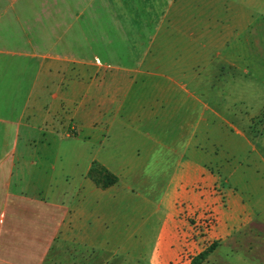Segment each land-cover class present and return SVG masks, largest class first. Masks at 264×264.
Returning a JSON list of instances; mask_svg holds the SVG:
<instances>
[{"label": "crops", "instance_id": "crops-1", "mask_svg": "<svg viewBox=\"0 0 264 264\" xmlns=\"http://www.w3.org/2000/svg\"><path fill=\"white\" fill-rule=\"evenodd\" d=\"M31 1L0 0V189L12 193L15 185L16 191L20 188L15 194L21 195V201L5 202L0 213V264H33L29 259L40 244L45 246L36 264H44L57 242L76 241L97 251L94 245L103 226L99 220L96 227H89L87 222L90 217L99 219L103 195L116 192L119 197L133 189L131 179L148 175H168L161 198L153 202L160 222L153 220L146 232L155 243L148 264H191L185 249L202 242L193 219L209 210L217 216L210 238L237 248L241 240L234 235L253 221L247 216L241 195L225 179L228 176L224 178L220 166L212 163L222 161L218 156L223 143L216 131L235 133L249 141L243 132L247 123L232 118L237 103H244L243 96L234 92L243 77L232 71L248 73L241 68L248 62L249 52L264 50V27L255 21L253 11H231L225 2L221 6L210 1L209 16L229 20L212 31L208 29L209 41L199 40L195 30L163 21L151 31L149 22L141 32L150 37L142 43L149 51L145 57L129 63L99 60L97 64L44 51L75 48L73 35L90 33V28L99 34L103 17L99 10L90 11L89 5L73 11L72 3L79 0H45V9L35 14ZM176 2L164 0L168 11L159 17H186L185 10L179 15L185 0ZM174 6L178 9L173 10ZM23 33L26 42L19 40ZM260 62L257 59L256 65ZM9 79L14 81L10 90ZM22 141L26 145L38 141L45 147L67 141L68 145L83 147L82 154L91 162L82 185L83 199L74 202L68 187L54 190L52 178L44 183L49 185L50 198L35 192L26 194V168L35 158L43 161L52 156L48 149L20 151ZM94 162L107 168L118 181L107 188L98 186L90 177ZM124 179H129V184ZM121 182L124 187H120ZM223 184L228 187L223 188ZM89 194L96 195L92 209L97 213L87 211ZM22 199L40 201L50 206L52 213L40 214ZM166 217L174 220L170 235L175 238L171 241L164 236L169 225L164 222ZM238 222L241 226L235 227ZM97 258L96 253L95 264H99Z\"/></svg>", "mask_w": 264, "mask_h": 264}, {"label": "rangeland", "instance_id": "rangeland-1", "mask_svg": "<svg viewBox=\"0 0 264 264\" xmlns=\"http://www.w3.org/2000/svg\"><path fill=\"white\" fill-rule=\"evenodd\" d=\"M163 1L120 0L118 3H114L113 0H95V2L94 0H79V2H73V11L76 12L87 8L89 5L91 6L89 7L90 11L99 10L101 16L103 15L99 20V34L96 30L95 33H92L90 28V33H76L73 35V46L75 48L68 47L65 50L56 49L44 52L50 55L65 53L74 61L82 60L97 64L99 60L105 63L134 62L136 59L145 57L149 52L143 48L142 43L150 37L141 32L144 31L149 22V29L151 31L155 30L158 25L162 24L161 21H163V24L168 22L169 25L177 24L186 30H195L199 40H208L211 38V32L208 33V29L212 31L215 27L227 24L226 21L229 20L224 16L217 18L209 16L211 11L210 1L220 3L221 6L225 2L228 10L231 11L240 10V8L249 9L253 11L255 21L262 23L264 27V0L263 3L258 5L255 1L246 0H185V3H182L179 9V15L184 13L183 10H185L186 17L177 16V18L168 17L165 19L159 17V14L168 11V7L165 8ZM179 1L177 0L176 4ZM31 2L30 8L33 9L35 14L37 12L41 13L45 9V0H32ZM177 9L178 6H174L173 10ZM119 11L120 18L118 19ZM169 11L171 10L169 9ZM199 13H201V17H198ZM194 14L197 15L195 19ZM146 15L148 17H145ZM155 15L158 17H155ZM18 37L20 42H26L27 40L24 33L19 34ZM79 46L89 48H79ZM256 52V50L249 52L248 62L241 68V70H247L248 73L239 72L234 68L232 71L234 75H242L243 77V81L236 83L234 92L238 96L242 95L244 101V103H237L232 118L239 123L241 122V124L247 123V128L243 129V132L248 135L249 141L235 133L229 135L216 131L218 141L223 143L219 150L220 153L218 152V157L222 161L212 163L214 166H220L221 175L224 178L228 176L225 179L241 195L242 201L248 209L247 216L252 218L253 223L250 222V224L244 225L246 227L242 230L239 229L240 231L238 230V233L234 235L241 240L238 242L237 248L234 249V244L231 246L224 245V242L220 243L218 240L210 238L217 224V216L213 210L206 211L199 219L195 217L193 219V223H196L195 231L202 242H195L193 246L189 244L188 248L185 249V255L190 259L191 264L193 259L206 251L212 243H216L217 248L223 246L212 254L209 262L205 264H264V113L252 114L260 110L264 111V50L262 48V51ZM257 59L261 60L259 65H256ZM24 69L28 70V67H24ZM13 82L10 79L8 80V90H10V86H13ZM234 99V102H238L236 98ZM8 101L10 103L9 99ZM247 110L251 113H247ZM239 112L243 114L238 116ZM21 144L20 151L21 149H28L30 153H36L38 149L40 151L48 149L49 155L52 156V159H44L43 161L35 158V163L26 168L25 177H23V180L28 183V186L23 189L26 194L34 195L35 192V195L37 193L45 199L50 198L48 197L49 185L44 183L52 178L55 183L54 190L61 191L64 187H68L71 188L74 202L83 199L82 185H84L87 168L91 164L87 157L82 154L83 147L73 144L68 145L67 141L63 142L62 146L53 145L48 147L42 146L38 141H31L27 145L22 141ZM58 150L59 153L55 156ZM228 152H230V155L227 154ZM172 164L170 162L169 166ZM128 180L124 179L123 182L129 184ZM167 181L168 175L161 177L143 176L131 179L130 183L133 189L130 192H122L119 197L116 192L103 195L104 204L99 210V219L97 216L90 217L87 222L89 227H96L99 220L100 225L103 226V231L99 232L94 245L97 251L94 252L89 247L85 248L76 241L63 244L57 242L44 264H95L93 260L96 253L98 254L96 262L99 264L101 262H104V264H148L155 243L151 240L152 235L148 234L147 236L146 232L151 230L153 220H155L153 221L155 224L160 222L158 219L161 215L155 214L153 202L161 198ZM123 182L120 183V187H124ZM34 185H36L38 191L34 188ZM225 186L228 187L225 184L222 187L225 188ZM16 189L15 185L12 193L0 189V213L3 211L5 202L21 201V195L19 193L15 194V192H19L20 188L17 191ZM113 195L117 199L112 200ZM146 198L149 200L147 201ZM96 200V195H88L87 211L89 214L92 212L97 213L96 208L92 209L94 203L96 204ZM22 201L32 204L40 214L52 213L51 207L40 201H26L23 199ZM206 216L214 217L212 225L209 227L205 223ZM164 222L169 224L167 226L168 233L166 230L164 236L167 241H171L175 238V236L170 235L174 220L166 217ZM237 226H241L240 222L235 224V227ZM139 229L142 232L134 233L135 230ZM44 246L40 244L31 254L29 260L33 264L42 259Z\"/></svg>", "mask_w": 264, "mask_h": 264}, {"label": "trees", "instance_id": "trees-1", "mask_svg": "<svg viewBox=\"0 0 264 264\" xmlns=\"http://www.w3.org/2000/svg\"><path fill=\"white\" fill-rule=\"evenodd\" d=\"M90 177L95 183L103 188H107L118 181V178L112 174L107 168L98 162H94L91 170ZM217 248L216 243H212L206 251L200 253L196 258L193 259L192 264H201L208 259L210 254Z\"/></svg>", "mask_w": 264, "mask_h": 264}, {"label": "built area", "instance_id": "built-area-1", "mask_svg": "<svg viewBox=\"0 0 264 264\" xmlns=\"http://www.w3.org/2000/svg\"><path fill=\"white\" fill-rule=\"evenodd\" d=\"M213 220H214V217H208V216H206V217H205V223H206V226H208V227L211 226Z\"/></svg>", "mask_w": 264, "mask_h": 264}]
</instances>
